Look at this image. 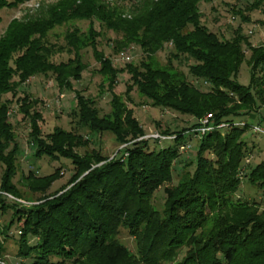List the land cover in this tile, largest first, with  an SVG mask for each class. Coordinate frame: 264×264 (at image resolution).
I'll use <instances>...</instances> for the list:
<instances>
[{
  "label": "trees",
  "instance_id": "16d2710c",
  "mask_svg": "<svg viewBox=\"0 0 264 264\" xmlns=\"http://www.w3.org/2000/svg\"><path fill=\"white\" fill-rule=\"evenodd\" d=\"M26 1L0 0V8ZM211 1L133 0L126 9L112 0H56L36 14L7 23L0 36V191L32 199L13 182L20 151L9 119L13 101L27 120L33 158H64L73 167L66 183L52 192L48 190L61 177L60 167L44 175L34 170L23 175L24 189L37 196L32 200L37 203L23 205L0 193V214L11 211L10 219L0 224V235L7 236L14 222L22 220L17 255L27 261L20 264H264V209L258 211L259 201L234 198L240 186L237 171L250 152L242 136L251 126L235 123L264 104V41L250 44L239 25L230 37L218 36L201 21L199 4ZM254 10L261 11L259 23L264 26V0H251L233 14L249 21ZM82 21L87 22L85 29L78 26ZM62 25L63 43L51 42L48 35ZM102 29L115 34L114 53L137 45L144 58L114 66L97 47ZM168 44L166 62L160 64L155 55ZM87 49L97 64L93 73L100 77L97 95L110 94L104 113L93 97L74 88L73 82L88 68ZM63 52L70 57L52 60ZM184 61H190L188 73L207 82L209 90L186 79L178 66ZM242 62L249 68L247 85L236 79ZM123 72L129 82L123 94H117V76ZM36 75L51 77L60 91H72L69 115L75 128L87 135L111 133L118 145L127 144L120 154L109 158L98 149L87 150L88 137L59 126L42 134L39 100L27 92L18 95L20 86ZM133 89L151 106L196 121L188 128L161 131L174 136L161 140L171 141L169 145L159 146L155 139L137 141L145 132L128 107ZM7 94L11 98H5ZM206 114H211L212 125L230 123L199 138L193 160L183 164L173 184L185 134L200 126ZM244 177L264 187V159ZM162 186L165 199L157 208L152 196ZM120 227L133 238L135 252L119 241Z\"/></svg>",
  "mask_w": 264,
  "mask_h": 264
},
{
  "label": "rangeland",
  "instance_id": "374dc122",
  "mask_svg": "<svg viewBox=\"0 0 264 264\" xmlns=\"http://www.w3.org/2000/svg\"><path fill=\"white\" fill-rule=\"evenodd\" d=\"M56 0H28L15 8H0V36L3 34L7 23L12 18H23L28 15L36 14L43 7L45 8L48 4L54 3ZM113 2L122 3L124 8H129L133 0H127L125 2L112 0ZM251 0H212L211 2H201L199 8L202 12L201 21L206 24L213 32L218 36L223 38H228L232 35V30L238 25L241 26L242 33L247 36L248 42L252 45H259L264 41V26L259 23L262 18V13L259 10H254L249 13V21H242L238 15L233 14V9H242L247 2ZM87 25L86 21L78 23L81 29H85ZM94 28L99 30L100 27L96 21H94ZM66 30V25L55 27L50 34L48 39L51 42L57 44L63 43V35ZM103 35L98 38L97 47L101 49L106 56L112 59L113 65L116 67H123L128 62L138 63L144 58V54L137 45H131L130 47L123 50L129 56V60H123L120 58V53L116 54L112 51V39L116 36L113 32L103 30ZM109 40V41H107ZM169 44L165 45V48L159 51L155 57L160 64L166 62V54L169 48ZM245 48V46H244ZM246 56L249 55V50L245 48ZM70 55L66 52L59 53L53 56L52 60L54 62L65 61ZM85 62L88 64V68L83 70L81 79L77 82H73L74 88L80 90L84 95L91 96L95 99L96 105L100 109L101 113L107 112L109 110V97L110 94L105 92L102 95H97V88L100 77L93 73V70L97 66L91 50L87 49L84 57ZM190 61H184L179 63V68L184 72L186 79L190 81L194 86L201 90H209L210 85L203 80L193 77L188 73L187 65ZM237 81L243 85L249 83V68L246 62H242L240 65ZM129 82V74L127 72L120 73L117 76V83L114 88V92L117 94H123L126 84ZM23 92L29 93L34 98L39 100L36 105V109L41 113V120L39 121L42 134H46L55 126L62 127L65 130H73L83 134L84 137L89 138V144L86 148L90 150L91 148L98 149L102 154L112 158L115 154L118 156L120 148L125 147L127 144L118 145L114 137L109 132L91 134L87 135L83 130H78L75 128V123L71 122V117L69 115L70 110L74 106V93L70 90L60 91L56 86L54 80L49 76L36 75L29 78V80L22 84L18 89V95ZM131 102L128 103V107L132 108L133 115L138 119L142 128L144 129V134L138 137L136 140L139 141L144 139L145 135H150L152 133H159L161 136H172V134H165L161 131L166 128L170 131H177L182 128L190 127L196 120L188 115H182L177 112L161 109L158 107H153L150 105L149 101L140 97L135 89L130 93ZM5 98H11L10 94L4 96ZM16 98V97H15ZM13 98V100H15ZM207 114L199 121L201 124L196 128L190 129L185 134V139L183 144L179 147V157L174 163L173 169V184L176 183L180 170L186 162L193 160L194 153L198 145L199 138L203 136L202 134H197V129L202 126L204 119ZM9 119L14 127L17 141L19 143L20 151L17 156L18 160V172L13 179V182L18 188L23 192L26 197L28 195L32 196L30 201L26 198H17L11 194L4 193L11 200L21 202L23 205H30L32 203H37L34 198L36 195L29 194L26 189H24V180L22 179L29 170L36 171L37 175H44L52 172L56 167L61 169V177L56 180L48 192L59 188L61 185L65 184L73 173V167L69 160L64 158H59L58 160H50L47 157H42L39 159H34L32 156L33 149L28 143V132L29 126L27 120L22 117V114L17 112V105L13 101L10 108ZM211 117L208 118L207 124L216 128H226L230 122H219L217 125L211 124ZM236 122H248L251 125L259 124L261 128L264 129V104L259 105L254 111H251L247 115H243L236 119ZM212 130V129H211ZM174 137V136H173ZM243 140L247 142L248 148L250 147V152L245 155L243 160V166H241L236 176L240 180L239 189L234 194V198H239L241 200H256L259 201L258 211L264 209V187L258 188L255 185H251L247 182L244 174L250 171L251 167H254L260 160L264 159V135L261 133L254 132L249 128L242 136ZM151 139V138H150ZM156 142L159 146L169 145L171 141L161 142L160 139ZM153 144L150 143V147ZM155 146V144H154ZM157 146V145H156ZM155 146V147H156ZM85 149L79 148L78 151L83 153ZM193 165L189 168L193 170ZM3 172V166L0 164V178ZM1 193V191H0ZM1 193V194H2ZM9 195L11 197H9ZM165 199V194L163 192V186L157 189L152 196V203L155 207L160 208ZM11 211L8 210L4 214H0V224H4L10 219ZM22 226V220L14 222L8 231V235H0V240L3 249L0 251V264H20L26 262L27 259L21 258L17 255L18 251V239L19 230ZM118 239L121 243L129 248L131 252H135V244L133 238L129 235L128 231L120 227ZM34 242L33 238H30L29 243ZM182 253L178 256L180 259ZM171 264H174L173 262Z\"/></svg>",
  "mask_w": 264,
  "mask_h": 264
},
{
  "label": "built area",
  "instance_id": "2783aa9c",
  "mask_svg": "<svg viewBox=\"0 0 264 264\" xmlns=\"http://www.w3.org/2000/svg\"><path fill=\"white\" fill-rule=\"evenodd\" d=\"M120 58L123 59V60H129V56L126 54V52H120ZM211 117V114H207L206 118L204 119L203 121V124L206 123V126H202V127H199L197 129V134H205L207 132H209L213 126L207 124L208 122V118ZM236 125H244V122H236L235 123ZM228 126V125H227ZM250 128L254 131V132H257V133H261L264 135V129L261 128L259 125L255 124V125H251ZM153 139V138H156V139H160V140H164V139H170V138H173L172 136H161L159 133L155 132V133H152L150 135H145L144 136V139ZM9 197H11L9 195Z\"/></svg>",
  "mask_w": 264,
  "mask_h": 264
}]
</instances>
